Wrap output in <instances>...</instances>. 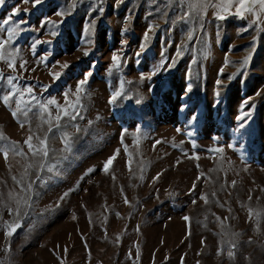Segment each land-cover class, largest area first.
<instances>
[{"label": "rangeland", "instance_id": "obj_1", "mask_svg": "<svg viewBox=\"0 0 264 264\" xmlns=\"http://www.w3.org/2000/svg\"><path fill=\"white\" fill-rule=\"evenodd\" d=\"M73 3L75 7H69ZM17 6L30 11L12 13L11 9ZM101 7L103 13L99 11ZM59 8L68 14L52 45L55 54L50 60H70V70L58 81H51L43 66L35 71L20 69L21 56L34 66L31 41L50 39L44 32L30 30L6 46L20 49L16 73L4 61H0V70L5 75L21 74V87L31 84L39 91L38 83L48 84V89L40 94L54 96L63 104L65 89L75 91L76 80L91 66L93 75L86 90L92 95L84 94L81 118L66 129L53 128L49 133V156L39 175L36 170L40 157L33 156L23 144L29 125L21 128L0 102V131L10 140L19 141L28 153L16 156L9 151L7 160L0 154V195L7 198L10 190L20 191L13 176L25 184L31 180L39 193L27 215L21 210V226L10 237L5 236V222H13L15 213L0 208V264H264V95H256L258 91L264 93V23L258 31L252 12L240 17L233 7L224 20H217L212 16L213 9H209L203 29L196 26L194 38L187 40L193 22L176 21L181 15L179 6L172 10L168 0H121L120 4L116 0H44L36 10L23 0H5L0 5V23L8 20V25L0 30V35L6 36L7 27L14 21H27L22 27L30 29L39 27L42 14L58 20L55 12ZM157 9L162 11L158 14ZM129 15L131 19L125 21ZM93 19L97 21L94 30L85 33L84 24ZM149 22L159 28L150 32L148 48L137 64L134 53L139 50ZM125 26L127 32L122 33ZM82 37L91 39L93 44L83 43ZM121 39L127 41L123 59L128 63L109 71L111 52L121 48ZM186 40L189 47L184 56L168 73L153 78L157 87L149 93V81L140 82V72L151 71L161 50L171 62L176 45ZM46 47L39 45L36 55ZM82 47L92 48L89 56L77 51ZM249 53L246 67L240 68L242 58ZM194 54L197 60L191 63L189 73ZM225 57L229 63H225ZM93 60L97 61L94 66ZM221 66L223 73L219 71ZM233 73L229 81L228 76ZM121 78L128 98L109 104L110 89L118 87ZM217 79L222 82L219 86ZM188 82L193 86L187 99L190 110L181 111L179 105ZM217 88L219 96L214 94ZM5 90V82L0 81V93ZM137 90L143 95L140 103ZM247 97L253 100L243 110L254 103L252 118L234 131L241 123L235 117ZM52 109L55 115V106ZM193 112L199 116L189 125ZM37 124L33 118L32 132L43 138L48 125L38 128ZM64 131L72 134L70 150L60 138ZM157 140L160 143L154 144ZM216 148L221 151H213ZM117 149L105 172L104 161ZM26 163L32 165L27 176ZM50 168L62 169L63 174L49 179L53 176ZM89 168L93 171L88 172ZM157 172L161 176L153 181ZM40 179L46 183L40 184ZM193 182L196 188L189 193ZM69 188L74 190L58 208L43 211ZM166 191L176 195H166ZM201 192L206 194L207 203L200 199ZM124 196L130 204L124 203ZM12 206L15 208L14 203ZM249 208L253 210L251 218ZM258 211L259 217L255 215ZM184 215L190 217L189 222L182 219ZM229 241L236 244L233 258L227 255Z\"/></svg>", "mask_w": 264, "mask_h": 264}, {"label": "snow or ice", "instance_id": "obj_2", "mask_svg": "<svg viewBox=\"0 0 264 264\" xmlns=\"http://www.w3.org/2000/svg\"><path fill=\"white\" fill-rule=\"evenodd\" d=\"M24 3H31L32 9L36 10L37 6H40L44 3V0H23ZM155 2V0H153ZM5 0H0V5H3ZM117 4L121 3V0H116ZM179 6V10L181 15H178L175 19L176 21H192L193 27L189 28L187 32V40H192L194 38V31L195 27L198 26L201 29L204 27V22L206 19V13L209 9H213L212 16L215 17L217 20H224L226 16L230 13L231 9L235 8V14L237 16L243 17L246 12H252L253 16L255 17L254 24L257 27V30H260L261 24L264 23L262 17H264V0H168V7L172 10L176 9V6ZM69 7L74 8L75 3L71 4ZM95 7V5H93ZM186 9V10H185ZM92 9L90 8L89 11ZM12 13L18 12H29L30 9L24 8L20 9L18 6L11 9ZM101 13L104 12V8H99ZM162 9H157V13L161 12ZM67 12L64 8H59L55 15L60 19L53 21L49 16L46 14H42L41 18L39 19V27L32 26L30 29H25L22 25L27 24V21H14L10 27H7V34L6 36L0 35V61H4L7 64L8 69H12L13 73H16V59L17 56H20V49L19 47H6L12 45V42L17 40V38L21 35L22 32L26 30L33 31L37 34L44 32V34L50 39H41V38H34L31 43L29 50L33 53V62L34 66H29V61L25 60L22 56L19 59V68L25 69L27 68L28 71H35V68L38 66H43L47 70L48 75L51 78V81H58L61 78L66 70H70L72 66V61L70 60H50V57H53L55 54V49L52 47L54 40L57 39L60 35V26L65 23ZM11 19V17H9ZM125 21L131 19V15L126 16ZM175 22V21H174ZM97 21L95 19L91 20L90 24H84L83 29L85 33H89L94 30ZM8 25V20H5L3 23H0V30H3ZM251 26V25H250ZM159 28L158 24H153L151 22L148 23L147 29L144 31L143 39L139 45V50L134 53L135 57L137 58V64L140 63V57L145 53L148 48V40L149 34L151 31ZM241 31H246L245 29H241ZM127 32V27L125 26L122 29V33ZM218 35V33H217ZM256 37L253 36L252 40L255 41ZM83 43L85 44H93L91 39L82 37ZM186 41H182L180 44L176 45V53L171 57V62H168V58L165 55L164 51L161 50L160 59L152 66V69L148 73L140 72L139 74V81L143 82L145 80L149 81L148 92L153 93L155 88L157 87L156 84L152 83L153 78L156 77L160 73H168L172 70L179 58L183 57L185 51L189 47ZM127 44V41L124 39L120 40V49H114L111 52L110 57V64L108 65V70L112 69H119L122 64H127L128 61L123 59L124 52L123 46ZM39 45H46L45 51L36 55L37 47ZM77 51L81 52L83 56L87 57L90 55L92 48L91 47H82L78 48ZM193 53H196L197 49H192ZM203 55H207L206 50H202ZM251 58V54L244 56L242 58V62L240 64V68H245L248 61ZM77 60L80 59L79 56L76 57ZM197 56L194 54L192 57V61L189 65V73L191 72V63L196 62ZM97 61L93 60L91 65L94 66ZM225 63H229L227 57H225ZM58 66V68H57ZM239 70V69H238ZM223 73L224 68L221 66L220 70ZM93 75L91 71V66L88 71H83L81 78L76 80L75 82V91H72L69 88H66L63 97L64 103L61 104L57 101L56 97L51 95H41L40 93H44L46 89H48L49 85L45 83H38V89L31 85L25 84L22 87L19 86L18 81L21 78V74H9L5 75L2 70H0V81H4L6 84V90L0 93V102H2L11 112V115L17 120L20 124L21 128L24 127L25 124L29 125V135L26 139H24L23 144L27 145L28 152L32 153L33 156L40 157L39 166L36 170L37 175H39L42 169L45 167L44 160L49 156V146H48V138L49 133L52 132V129L55 128L60 130L61 128H67L70 125H73L74 121L81 118V109L85 107L83 103L84 94L88 97H91L92 93L87 92L86 86L88 85L91 76ZM235 73L228 76V80L231 81ZM128 83H131L129 81ZM216 85H221V80H216ZM125 81L121 78L119 86L110 89V94L107 97V102L109 104L117 103L120 98L127 99L129 94H125L124 88ZM192 84L188 82L185 86L184 92L185 97L183 98V102L180 103L179 107L181 111L190 110L189 104L187 102L188 94L192 90ZM216 96L220 95L219 88L214 93ZM136 95L140 97L137 99V103H140V100L143 99V95L136 91ZM257 96L264 95V93L258 91L256 93ZM252 97H247L241 104V111L235 117L236 120L241 121L237 129L234 131H238L240 128H243L247 125L252 118V111L255 108V104L253 103L251 107L247 108V110H243L244 105H247L249 101H252ZM14 102V106H13ZM52 106H55V115H53ZM199 114L196 112L192 113L191 119L188 120V124H193L194 121L198 119ZM35 118L38 121L37 127L39 128L43 124L48 125V131L44 134L43 138L38 135H34L32 132V119ZM62 118H67L66 120L62 121ZM99 117H97L98 119ZM243 118V119H242ZM92 121L89 120L88 124L92 125ZM76 130L79 131V126L76 125ZM179 130V129H178ZM71 133L64 131L61 133V140L66 146V150H70V140ZM33 140L36 141V144L33 143ZM160 143L159 140L155 141L154 144ZM195 143V141H193ZM19 141H12L8 137L4 135L2 131H0V154H3L5 160L9 155V151L12 152L13 155L16 156H27L28 153L21 148ZM176 145H174L175 147ZM119 149L113 152L112 155L108 156L107 159L103 163V170L107 172L109 170L110 165H112L114 158L116 157ZM125 151H127V146H125ZM213 151H221V149L216 148ZM195 156V153H193ZM67 159V157H65ZM176 163H179L177 161ZM25 172L24 175H28V169L32 167L30 163H26L24 165ZM50 172L53 173V176H50L49 179L54 178V176H59L63 174V170L56 171L55 169L50 168ZM88 172L93 171L92 168L87 169ZM163 171V170H161ZM203 173L197 176V180L201 178ZM161 172H157L153 177L152 180L156 181L160 178ZM143 177H141L142 179ZM12 179L20 185L19 192L9 191L7 193V198L0 195V208L6 209L9 214L15 213L16 219L9 223L5 222V236H12L13 233L21 226L20 221V213L23 209L24 214L27 215L29 208L31 207L32 201L35 197L39 195L38 192L35 191L33 182L31 180L28 181L27 184L24 183L22 179H17L15 176ZM40 184H45L46 181L44 179L39 180ZM235 184V181L232 182ZM79 186V182H77L76 187ZM196 188V183L193 182L192 187L188 189L189 193H192ZM74 189L69 188L67 191L61 194V196L56 200L54 205H49L43 211H48L49 209L58 208L61 202L72 192ZM121 194L123 195V189H121ZM166 195L175 196L176 193L174 191L167 192ZM215 195V193H213ZM158 198V197H157ZM200 199L204 200L207 203V196L205 193L201 192ZM251 199V197H249ZM13 203L15 208H13ZM124 203L130 204V201L126 196H124ZM192 203L195 204L196 200L193 199ZM223 206V205H221ZM249 217L253 215V210L251 208L248 209ZM119 215V213H117ZM257 217L261 215L258 211L255 213ZM75 219V215L72 217ZM182 219L186 222L190 221V217L188 215H184ZM217 219H220L217 217ZM31 227V226H30ZM137 231H139V226H137ZM190 234V232H189ZM235 235V233H233ZM251 240V237H249ZM117 243H119V233H117ZM163 242V241H161ZM203 242V240H202ZM229 251L227 255L230 258L235 256L234 249L236 248V244L229 241L228 242ZM10 248V246H9ZM217 253L221 254V249L217 248ZM167 258V257H166ZM136 259L139 260V250L136 254ZM183 259V258H182ZM63 264V261H61ZM199 264V261H197Z\"/></svg>", "mask_w": 264, "mask_h": 264}]
</instances>
